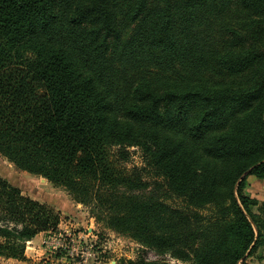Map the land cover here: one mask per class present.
<instances>
[{"label":"trees","instance_id":"obj_1","mask_svg":"<svg viewBox=\"0 0 264 264\" xmlns=\"http://www.w3.org/2000/svg\"><path fill=\"white\" fill-rule=\"evenodd\" d=\"M133 146L182 206L118 164ZM0 153L160 255L243 263L264 246L244 192L264 179V0H0ZM59 222L0 176V256Z\"/></svg>","mask_w":264,"mask_h":264},{"label":"rangeland","instance_id":"obj_2","mask_svg":"<svg viewBox=\"0 0 264 264\" xmlns=\"http://www.w3.org/2000/svg\"><path fill=\"white\" fill-rule=\"evenodd\" d=\"M116 150L117 148L114 147L113 152ZM118 164L127 170L133 167H145L143 179L148 182V190L156 187L155 181L158 179L161 184L159 189H155L161 199L172 206L184 204L180 198L167 192V187L163 184L161 177L156 176L146 165L144 153L139 146L129 147L127 160L121 159ZM0 176L19 187L23 194L47 203L60 213L58 231L41 232L43 234L39 238L38 246H41V251L29 257L25 250V259H18L22 260L23 264H133V262L142 260L158 259H166L175 264H191L190 261L179 260L169 253L160 255L129 234L111 228L105 217H98L99 212L94 202L84 203L76 200L64 186L57 185L46 177L18 168L2 153H0ZM244 192L257 199L258 205L253 210L258 212V207L264 200V179L247 175ZM210 209L207 208L201 212L208 214ZM88 249H92V255L86 263H80L78 260L85 255L83 253ZM6 259L9 258L0 256V264H8ZM239 264H264V246L245 258L243 263L240 261Z\"/></svg>","mask_w":264,"mask_h":264},{"label":"crops","instance_id":"obj_3","mask_svg":"<svg viewBox=\"0 0 264 264\" xmlns=\"http://www.w3.org/2000/svg\"><path fill=\"white\" fill-rule=\"evenodd\" d=\"M43 233H40L38 235H36L32 240H29V244L27 245V249H26V255L27 256H34L36 253L38 254L41 251V246H39V238L42 236ZM6 262H9L8 264H11V262H13V264H23L22 260H18L15 258H9L6 259ZM6 264V263H5Z\"/></svg>","mask_w":264,"mask_h":264},{"label":"built area","instance_id":"obj_4","mask_svg":"<svg viewBox=\"0 0 264 264\" xmlns=\"http://www.w3.org/2000/svg\"><path fill=\"white\" fill-rule=\"evenodd\" d=\"M69 245H70V244H69ZM70 248H71V249H74L73 246H70ZM70 248L67 247V249L71 251ZM82 252H83V251H82ZM77 254H79V253H77ZM83 254H85V255H84V256L82 255V256L80 257V259L78 260L80 263H82V262L86 263V262L88 261L89 256L92 255V249H88V251L84 252Z\"/></svg>","mask_w":264,"mask_h":264},{"label":"water","instance_id":"obj_5","mask_svg":"<svg viewBox=\"0 0 264 264\" xmlns=\"http://www.w3.org/2000/svg\"><path fill=\"white\" fill-rule=\"evenodd\" d=\"M245 175H246V173L242 177H244Z\"/></svg>","mask_w":264,"mask_h":264}]
</instances>
